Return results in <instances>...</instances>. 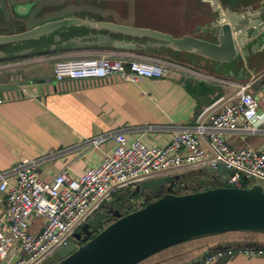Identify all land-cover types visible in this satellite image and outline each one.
<instances>
[{"label":"crops","instance_id":"crops-1","mask_svg":"<svg viewBox=\"0 0 264 264\" xmlns=\"http://www.w3.org/2000/svg\"><path fill=\"white\" fill-rule=\"evenodd\" d=\"M93 2L96 6L91 8L86 6L84 0H68V6L81 8L68 7L47 13L39 5L33 8L23 7L24 3L30 4V1L5 0L9 17L7 22L0 21L4 25L0 32H18L65 17L88 21H113L112 17L117 12L108 10L105 5L107 0ZM193 5L195 13L188 19L191 22L189 30L174 34L162 27L147 25V28L175 36L192 34L199 24L203 26L204 22L212 20L215 15L213 10L236 13L244 10L246 6H252L253 12L259 9L264 17V0H193ZM33 12L35 14H32ZM198 13L202 15H196ZM1 14L3 15L2 11ZM15 15L18 18L15 19ZM15 20L22 22L20 29H16V26L11 29L7 27L16 22ZM113 22L127 24L122 21ZM79 28L80 25L61 28L37 39H31L28 47L21 46L24 41L0 44V83L51 78V82L43 90L25 89L24 95L9 98L0 92V173L10 171L16 162L28 159L35 161L39 177L46 181L51 180L59 171L77 177L98 165L106 154L112 152L116 144L112 137L115 133H122L126 144L139 140L149 146L164 145L178 130L192 127L198 111L206 107L210 108L209 110L220 109L234 101L241 84H246V90L257 96L259 107L264 111L262 40L256 43L254 40L247 42L244 47H239L245 48L244 52L238 50L233 58L225 61L177 49V52L187 57L189 63L166 58L147 59L166 65L169 72L162 77H141L136 81H129L118 76H108L103 79L57 81L52 76L55 61L89 57L95 53L93 49L102 48L103 43L106 45L111 41L71 40L79 36L73 35L72 30ZM200 29L203 30L200 27L196 34L209 38V35L203 34ZM57 34L59 38H55ZM40 43L46 44L47 48L32 52L33 46ZM17 45L21 47L20 53L14 56L15 59H8L9 46ZM139 45L134 50L112 53L125 58L140 59ZM103 48L107 49L106 46ZM236 125L238 128L225 133L228 144L264 151V123L253 131L244 128L242 121ZM101 136L104 138L97 141ZM179 175L183 184H175V192L180 187L190 188L182 192L205 189L210 180L223 179L216 173L208 172L206 167L186 169ZM7 177L14 180L13 173ZM186 179L195 180L193 183L202 180L208 186L193 189L186 185ZM254 183L264 187V182L254 181L251 185ZM128 191L139 193L137 186L129 188ZM148 192L149 190L144 191ZM140 195L145 196L141 193ZM5 197V191L0 190V228L6 227ZM119 198L117 195L111 206L118 208L115 204L121 203ZM43 222V218L32 216L29 229L38 230ZM245 245L264 246V232L240 230L204 234L167 246L136 264H191L214 249ZM213 264H264V258L233 254L219 257Z\"/></svg>","mask_w":264,"mask_h":264},{"label":"built area","instance_id":"built-area-1","mask_svg":"<svg viewBox=\"0 0 264 264\" xmlns=\"http://www.w3.org/2000/svg\"><path fill=\"white\" fill-rule=\"evenodd\" d=\"M168 72L160 61L130 59L113 53L61 59L52 66V76L57 81L108 76L136 81L141 77L166 76ZM246 88V84L239 85L235 100L220 109L206 107L198 111L192 127L178 130L164 145L149 146L139 140L126 144L122 133L113 134L116 144L112 152L77 177L59 171L46 181L39 177L35 161L28 159L0 173V190L6 193V227L0 228V262L46 264L59 247L74 239L75 232L96 211L104 210L121 190L134 188L143 180L179 174L191 168H216L222 162L234 173L226 174L221 185L264 182V151L234 147L225 140V133L238 128L239 121L251 131L264 123L259 99ZM10 173L14 174V180L7 177ZM128 201V211H132L144 205L145 197L140 195V199L125 202ZM32 216L44 220L35 231L29 229ZM233 254L264 258V246L217 248L191 264H213L215 259ZM13 256L16 258L11 260Z\"/></svg>","mask_w":264,"mask_h":264},{"label":"water","instance_id":"water-1","mask_svg":"<svg viewBox=\"0 0 264 264\" xmlns=\"http://www.w3.org/2000/svg\"><path fill=\"white\" fill-rule=\"evenodd\" d=\"M0 4L8 21L5 0H0ZM253 10L252 6H246L236 13L215 9L212 20L204 22L203 26L199 24L194 33L180 36L104 19L88 21L65 17L18 32H0V44L37 39L61 28L88 25L100 31L79 35L71 40L107 42L111 39V33H117L146 38V44L151 39L157 40L177 50L225 61L233 58L238 50L244 52L245 48L239 47H244L247 42L264 41V17L259 9ZM200 27L203 28L200 31L207 33L209 38L196 34ZM2 29L4 25L0 23V31ZM138 44L134 40L113 41V47L121 50H134ZM50 82L51 78L2 82L0 92L5 93L7 98L21 96L25 89L43 90ZM206 170L221 178L234 173L222 162L216 168L206 167ZM181 181L179 174L141 181L137 190L145 194L142 207L128 211V201L121 209L109 207L96 211L75 232L74 239L59 247L46 264H136L167 246L192 237L240 230L264 232V187L261 184L210 185L205 189L177 193L174 185L181 184ZM213 182L209 181L210 184ZM145 190L149 192L144 193ZM15 258L13 256L11 260ZM1 264H5V260Z\"/></svg>","mask_w":264,"mask_h":264},{"label":"rangeland","instance_id":"rangeland-1","mask_svg":"<svg viewBox=\"0 0 264 264\" xmlns=\"http://www.w3.org/2000/svg\"><path fill=\"white\" fill-rule=\"evenodd\" d=\"M30 1L29 3H24L23 7L28 6H40L42 7V10H45V12H51L55 9H63L72 7L71 5L68 6L67 1L68 0H26ZM86 1V2H85ZM94 0H84V3L86 6H90L93 8L96 6V3L93 2ZM106 7L109 8L108 10L117 12L116 15L112 17L113 21H122L127 23L128 25L137 26V27H148L155 26V27H162L163 29L169 30L174 34L181 33L184 30L190 29V23L188 19L194 15V5L193 0H107ZM75 8V7H72ZM81 7H77L75 9H80ZM104 8V7H103ZM3 8L0 6V10L2 11L3 15L0 11V21H7V17L4 14ZM107 10V11H108ZM35 11V9H34ZM32 14H35L33 12ZM196 15H202L200 13ZM195 15V16H196ZM9 17V16H8ZM14 17V16H13ZM18 18V16L15 15V19ZM4 19V20H3ZM16 21V20H15ZM22 22L17 20L16 22L10 23L7 27H14L16 26V29H20L22 26ZM6 27V28H7ZM8 29V28H7ZM5 31V30H4ZM8 31V30H7ZM74 32L73 35H85L87 33H96L99 32V29H91L88 25H81L79 29L72 30ZM111 41L108 42L106 45L103 43L101 46H106L107 49L97 48L93 49L95 53H93L91 56H99L100 54L114 52L118 53L119 50L112 49L113 47V41L114 40H125V41H136L139 44L146 42V40H140L137 37H132L128 35H122L117 33H111ZM149 44H141L139 47V54H141L140 59H150V58H163V59H169L172 61H178L182 63H189L183 55V53L177 52L176 49H174L170 44L165 42H159L156 40H149ZM31 42L30 40H25L24 43L21 44L23 47H28ZM36 44L32 48V52H35L37 50H44L47 48L46 44L41 45ZM20 45H17L16 47L9 46V50H7V57L8 59H15L14 56H18L20 53ZM172 48V49H171ZM142 54L144 57H142ZM90 57V56H89ZM191 174V173H188ZM195 180L186 179L185 183L186 185H189L194 188H205L208 185H206L205 182L198 181L193 183ZM222 181L218 179H214V182L210 185H221ZM188 186V187H189ZM185 189L190 188H182L177 191V193H182ZM192 189V188H191ZM119 199L121 200V203L115 204V206H119L118 208H121V206L124 204L126 200L131 199H140V193L137 192H131L128 191L127 188L121 190L118 192ZM114 202V201H113ZM106 209V208H105ZM104 226V225H103Z\"/></svg>","mask_w":264,"mask_h":264},{"label":"flooded vegetation","instance_id":"flooded-vegetation-1","mask_svg":"<svg viewBox=\"0 0 264 264\" xmlns=\"http://www.w3.org/2000/svg\"><path fill=\"white\" fill-rule=\"evenodd\" d=\"M113 203V202H112ZM111 203V204H112ZM111 204H109L106 208H109V207H114L113 205L111 206ZM113 209H115V208H113ZM116 209H120V208H116ZM112 218V217H111Z\"/></svg>","mask_w":264,"mask_h":264},{"label":"trees","instance_id":"trees-1","mask_svg":"<svg viewBox=\"0 0 264 264\" xmlns=\"http://www.w3.org/2000/svg\"><path fill=\"white\" fill-rule=\"evenodd\" d=\"M112 49H115V48H112ZM115 50H121V49H115ZM103 226V225H102Z\"/></svg>","mask_w":264,"mask_h":264}]
</instances>
